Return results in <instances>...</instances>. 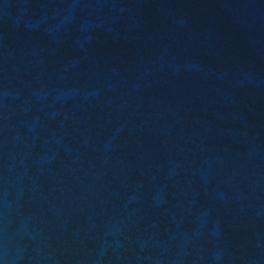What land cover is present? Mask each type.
<instances>
[{
	"label": "water",
	"instance_id": "water-1",
	"mask_svg": "<svg viewBox=\"0 0 264 264\" xmlns=\"http://www.w3.org/2000/svg\"><path fill=\"white\" fill-rule=\"evenodd\" d=\"M0 264H264V0H0Z\"/></svg>",
	"mask_w": 264,
	"mask_h": 264
}]
</instances>
